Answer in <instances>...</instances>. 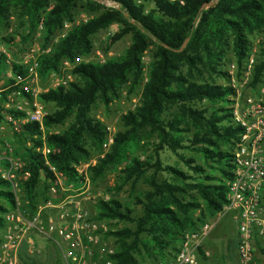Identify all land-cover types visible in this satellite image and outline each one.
I'll return each mask as SVG.
<instances>
[{
    "label": "trees",
    "instance_id": "obj_1",
    "mask_svg": "<svg viewBox=\"0 0 264 264\" xmlns=\"http://www.w3.org/2000/svg\"><path fill=\"white\" fill-rule=\"evenodd\" d=\"M106 1L118 8L108 7ZM213 1L0 0V25L6 26L14 12L27 18L32 31L42 23L43 45L50 48L39 61L42 81L60 72L64 62L74 66L76 82L40 95L46 107H56L45 118L48 131L73 119L68 128L48 137V145L57 150L50 162L68 183L76 180L75 164L102 151L107 128L91 117L93 107L97 103L109 106L126 88L132 96L142 87L139 105L122 116L123 130L116 133L111 149L89 169L90 179L96 183L108 170L123 166L119 176L122 186L143 181L148 187L135 197L133 204L140 207L139 213L117 199L97 203L94 219L133 225L108 233L115 239L116 264L173 260L184 235L199 229L227 203V182L233 177V152L241 129L232 120L236 90L218 80L229 81L226 67L232 62L238 75L242 74L257 37L261 40L253 66V87L263 78L264 0H218L204 8ZM79 9L94 16L77 23ZM66 24L71 25L70 30L52 43ZM116 24L121 29L111 44L131 35L123 55L105 63H76L92 54L98 33ZM30 36L24 37V42ZM187 39V46L180 51ZM146 56L150 59L147 71ZM5 70L0 58V82ZM14 71L25 73L17 65ZM6 95L2 93L3 100ZM30 130L32 136L37 127ZM27 140L15 135L11 142L31 172L25 193L34 210L47 198L41 171L48 179L51 174L43 160L25 147ZM164 150L173 152L183 167L165 165L160 158ZM1 200L8 206L0 202V235L5 226L3 215L14 208L10 186L2 180ZM208 258L201 249L199 264H209ZM20 261L37 264L24 252Z\"/></svg>",
    "mask_w": 264,
    "mask_h": 264
},
{
    "label": "built area",
    "instance_id": "obj_2",
    "mask_svg": "<svg viewBox=\"0 0 264 264\" xmlns=\"http://www.w3.org/2000/svg\"><path fill=\"white\" fill-rule=\"evenodd\" d=\"M105 4L118 8L111 1ZM70 27V24L65 25L61 37ZM49 50L35 41L15 59L11 45L0 41V58L6 64L0 82V180L9 184L14 197V208L3 215L5 226L0 235V264H21L23 252L29 257L41 255V243L53 247L63 264H116L115 239L108 235L113 231L111 222L94 219L88 208L91 200L89 169L97 164L99 157L103 158L109 152L116 131L107 128L102 153L97 159L74 165V182L68 183L64 173L51 164L50 156L57 150L48 145V137L58 132L48 131L45 126L49 112L40 95L48 89L41 88L39 72L40 58ZM99 56L98 62L105 63L107 59ZM79 62L83 61L79 58L76 63ZM254 63L255 58L251 56L246 75H242L243 93L232 86L236 90L231 105L232 120L241 133L233 152V177L227 182V203L199 229L184 235L173 260L157 264H199L201 249L209 257L205 241L227 215L232 216L238 231L240 264H255L256 251H264V76L254 88L253 75H250ZM14 65L25 73L15 72ZM69 65L73 66L64 62L62 69ZM234 71L235 65H232L231 73ZM11 80L13 84H9ZM70 82V76H61L53 86L68 87ZM3 86L7 88L2 89ZM3 92H7L5 100L2 99ZM33 126L37 131L31 136ZM15 135L28 139L25 147L43 160L51 174L48 179L41 171L40 179L47 185V198L34 210L29 207L25 193L31 172L26 161L16 155V147L11 142Z\"/></svg>",
    "mask_w": 264,
    "mask_h": 264
},
{
    "label": "rangeland",
    "instance_id": "obj_3",
    "mask_svg": "<svg viewBox=\"0 0 264 264\" xmlns=\"http://www.w3.org/2000/svg\"><path fill=\"white\" fill-rule=\"evenodd\" d=\"M148 5L151 6V4ZM53 6L54 3L52 4V7ZM92 16L94 15L84 11L83 9H79L76 13L77 23L87 21ZM41 25L42 23L38 26L36 31H32L30 29V25L27 21V18L19 15V12H14L10 15V19L6 24V26L0 25V41L11 45L13 56L15 59H18L20 55L25 52L27 47L32 43H34L35 41L40 42L41 45L44 44L43 25L42 26ZM120 29L121 26L116 24L111 26L109 29L98 33L93 39L94 50L92 54L84 59H81V61L98 62L100 59L99 55H103L104 58L107 60L110 58L119 57L123 55L126 49L128 48L129 44L131 43V35H126L121 40L115 42L114 44H111V40L113 36L116 33H118ZM61 34L62 32H60L57 35V37L52 41V43L58 41V39L61 38ZM29 35L31 36L28 38L26 42H24L23 38ZM4 38H11V40L5 41L3 40ZM260 40H261L260 37H257L253 40L250 57L253 56L255 58V55L258 51V44ZM110 44H111V48L107 50ZM249 58L240 76L238 75L236 63L232 62L228 64V66L226 67V71L230 75L229 81L227 82L220 79L218 80V83L224 85H230V86L235 85L237 89H239L243 93L245 88H243L242 85V81H243L242 75H246ZM149 60H150L149 56H146L144 58L146 71ZM232 65H235V71L233 73H231ZM73 69L74 66L69 65L61 69L62 70L61 73L51 74L46 80L45 79L43 81L41 80V84H40L41 88L48 90L54 89L53 85L57 82L58 78H60L61 76H70L71 82H76L77 77L72 74ZM253 69L254 67H252V71L250 75H253ZM145 82L146 79L144 80L143 83ZM141 92H142V87L139 88L137 92L132 96H128L127 88H126L122 92L121 98L115 100L109 106H105L101 103H97L93 107V111L91 112V117L97 121H100L103 125L106 126V128L110 127L114 131H116V133H118L119 131L123 130V126L121 122L122 116L127 114L129 111L136 110L137 106L139 105V98ZM47 110L49 113H51L56 110V107L54 104H47ZM72 121L73 119L71 118L62 127H55L50 130L52 132H61L62 130L68 128L69 125L72 123ZM142 144H144V142ZM101 153L102 151L100 153H95L92 158L97 159ZM160 158L165 165L183 167V164L179 163L177 156L169 150L162 151L160 153ZM123 169L124 167L121 166L118 167L117 169L108 170L106 174L96 183H93L91 181V191L89 193L91 200L88 201V208L93 214L96 213V209H97L96 206L99 201L102 200L109 201L110 199H117L124 205L129 203L131 204V207L136 211V213L140 212V207L134 205L133 203L136 195L140 192L147 190L148 187L143 183V181L138 182L136 184L129 183L127 185L122 186L119 176ZM0 202L3 205L8 206L6 200H1ZM229 219L230 218L228 216L224 217L221 220V222L216 225L212 234L205 241V246L210 251L211 264H228V263L240 264V259L236 251V246L238 247L236 232H235L236 230H235V226ZM110 222H111L110 227L113 231L121 230L125 227H133V225L130 223L125 224L113 220H111ZM41 246L43 249L42 254L33 257L34 259H36L37 264H43L44 262L43 257L45 256V254L47 253L50 247L46 243H41ZM51 254L58 259L55 264H63L60 260L57 251L54 248H52ZM40 259L41 261H38ZM257 262L263 264L264 261L262 260L261 257H258ZM147 264H151V263L147 262Z\"/></svg>",
    "mask_w": 264,
    "mask_h": 264
},
{
    "label": "crops",
    "instance_id": "obj_4",
    "mask_svg": "<svg viewBox=\"0 0 264 264\" xmlns=\"http://www.w3.org/2000/svg\"><path fill=\"white\" fill-rule=\"evenodd\" d=\"M230 219V221L233 223V225L235 226V224H234V221H233V219H232V216L231 215H227ZM227 216H225V217H227ZM224 218V217H223ZM222 218V219H223ZM221 219V220H222ZM221 220H220V222H221ZM219 222V223H220ZM218 223V224H219ZM235 232H236V238H237V245H238V241H239V239H238V231H237V228H236V226H235ZM213 232V231H212ZM212 234V233H211ZM51 248V249H50ZM52 248L53 247H49V250L47 251V253L45 254V256L43 257V261L45 262H43V264H55L56 263V261L58 260L56 257H54L52 254H51V251H52ZM205 249H206V251H208V253H209V261H208V263L209 264H211L210 263V251L208 250V248L205 246ZM236 251H237V246H236ZM258 257H261L262 258V260L264 261V255L261 253V252H257L256 251V253H255V264H260V263H258L257 262V260H258ZM257 259V260H256ZM38 261H41V259L40 260H38ZM229 264V263H228ZM263 264H264V262H263Z\"/></svg>",
    "mask_w": 264,
    "mask_h": 264
},
{
    "label": "water",
    "instance_id": "obj_5",
    "mask_svg": "<svg viewBox=\"0 0 264 264\" xmlns=\"http://www.w3.org/2000/svg\"><path fill=\"white\" fill-rule=\"evenodd\" d=\"M217 1H218V0H215V1L211 2V3H209V4H206V5L204 6V8H205V7L208 8V7H211V6L215 5V4L217 3ZM189 40H190V39H187V40L184 42V44H183L182 48L180 49V51H183V50H184V48L187 46Z\"/></svg>",
    "mask_w": 264,
    "mask_h": 264
}]
</instances>
